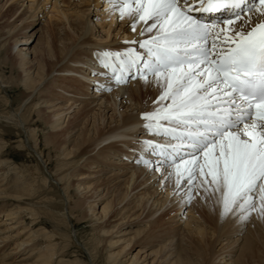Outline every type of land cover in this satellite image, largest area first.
Returning <instances> with one entry per match:
<instances>
[{"label":"bare ground","instance_id":"obj_1","mask_svg":"<svg viewBox=\"0 0 264 264\" xmlns=\"http://www.w3.org/2000/svg\"><path fill=\"white\" fill-rule=\"evenodd\" d=\"M0 19L12 23L9 33L22 28L20 32L23 36L14 40L10 48L16 58V67L22 74L20 82L28 93V99L38 95L36 106L51 114L46 125L52 133L61 132L64 135V142L58 145L61 154L55 155L57 182L65 185V181L68 186L70 177L66 170L69 167L73 170L78 165L79 168H86V173L79 169L72 173L76 175L72 187L77 190L78 198L89 201L87 211L93 213L104 203L98 217L106 218L109 224L101 227L99 234L111 237L110 247L126 244L118 254L124 253L125 248L131 245L130 234L134 237L138 235L135 230L124 228L129 216L126 211L130 209L140 211L136 221L148 224L151 233L158 237L160 248H166L162 258H157V252L149 256L144 254L147 246L139 247L132 255L131 251L136 247L133 245L120 261L108 257L106 264L202 263L204 255H198L193 259L195 262L183 255L186 249L203 245L206 241L204 217L200 209L192 204V200H202V197L208 201V209L217 210L219 219H225L224 224L214 219L220 229L213 239L215 248H218L215 253L219 254L218 260H214L217 257L212 260L214 264H260L261 261L253 256L255 242L249 236L252 222L245 218L248 212L239 207L224 212L222 198L212 190L213 186L210 192L202 190L203 180L198 167L190 200L187 183L181 180L183 187L177 188L175 166H161L158 171L154 170L161 160L149 154V147L154 140L163 141L160 139L163 127H170L166 121H159L158 124L153 121L151 128L146 129V121L141 118L143 113L153 112L157 107L153 101L162 89L156 79L148 77L149 84L143 79L129 81L122 86L112 84L111 71L114 68L110 63L118 62L121 67L129 54L139 58L143 52L139 42L148 41L156 34L157 29L151 32L145 30L141 34V30L149 27L152 21L147 24L137 21L133 30L131 16L126 13L120 18L119 11L106 0H0ZM257 20L264 21V16L254 11L233 20L230 25L215 26L211 29V41L215 47L221 48L228 43L225 37L232 36L233 30L243 25L240 30L247 31ZM28 29L32 30L28 32ZM34 41L39 48L29 51ZM163 82L161 77L160 84ZM1 88L5 86L0 80ZM167 103L160 101V104ZM40 110L37 111L39 115ZM15 117V114L2 115L0 121L21 127L29 135L36 134L28 130L26 121ZM158 128L160 134H154ZM65 144L71 146L68 152ZM36 154L45 167V161L40 154ZM200 161L203 162L202 156ZM10 167V163L5 165L0 160V217L1 211L5 212L0 220V264H58L59 260H54L56 252L55 244L51 243L52 236L38 230L43 241L35 240L39 234L35 235L32 228L28 229L21 216L22 211L38 212L33 206H22L31 195L36 180L28 174V168L23 172L24 166L19 172L13 167L11 170L15 176L8 177L6 170ZM64 167H67L66 170ZM183 167L181 165V171ZM63 195L66 208L56 215L69 220L71 208L68 207L67 196ZM134 199L136 201L132 203L130 200ZM256 203L258 206V200ZM171 208L175 209L171 223L177 232L164 237L167 223L161 224V218L155 221L151 218ZM76 209L82 213V204L78 203ZM80 213L79 219L82 220L84 217ZM242 216L243 220L237 222ZM31 219L34 221L33 216ZM229 223L232 227L230 231L225 227ZM243 236L248 237L247 241L244 242ZM16 239L20 242L7 251L6 243ZM188 241L186 248L183 247L182 242ZM241 242L243 245L238 248ZM237 252V258L232 260Z\"/></svg>","mask_w":264,"mask_h":264},{"label":"snow or ice","instance_id":"obj_2","mask_svg":"<svg viewBox=\"0 0 264 264\" xmlns=\"http://www.w3.org/2000/svg\"><path fill=\"white\" fill-rule=\"evenodd\" d=\"M106 2L115 6L120 18L126 13L131 16L133 30L137 21H152L141 34L157 29L148 41L139 42L146 48V57L129 54L121 65L129 70L135 66L136 78L149 84L151 76L161 86V94L153 101L157 107L142 114L145 128L150 129L153 121H166L170 127H163V133L184 146L163 148L164 160L154 170L175 166L177 188L183 187L181 180L187 183L190 200L198 167L204 184L210 183L220 194L224 212L235 207L250 212L257 200L264 207V22L257 20L247 31L240 30L241 25L225 37L229 46L222 54L210 55L199 46L210 25L190 14L195 6L206 12L227 8L232 16L224 23L230 25L245 13L259 11L264 16V0L250 5L248 0ZM113 77L117 84L127 83L123 72L119 77L114 72ZM154 134H160L159 128Z\"/></svg>","mask_w":264,"mask_h":264},{"label":"rangeland","instance_id":"obj_3","mask_svg":"<svg viewBox=\"0 0 264 264\" xmlns=\"http://www.w3.org/2000/svg\"><path fill=\"white\" fill-rule=\"evenodd\" d=\"M11 24L7 22L6 19H0V80L5 86V88L0 89V116H9L15 114V118L20 117L24 122L26 121L28 124H25L28 126V130H32L33 132H36V134L32 133L29 135L21 127H15L9 122L6 123L4 121H0V160H3L5 165L7 163L11 164V167L8 171L5 169L8 177L10 176L14 178L15 175L13 170H11L13 167L19 172L24 166L25 168L23 169V172H25V169L28 168V174L33 176L34 180H36V182L34 181V186H32L31 195L25 200V204H22L23 207L27 206L28 208L33 206L32 208L38 211L33 213H30L29 211H22L21 216L23 217L22 219L24 220L27 228H32L33 232H35V235L39 234L37 239H35L39 242L43 241L40 233H38L40 230H43L46 235L52 236L50 239L51 243L55 244L56 252L54 260H59L58 264H106V259H108V257H111L116 261H120L125 252H128L133 245L136 247L131 251L132 255L138 251L139 247L147 246L144 249V254L149 256L150 253L157 252V258L163 256L162 254L166 248H160L161 245H159L158 237L155 236L154 232L151 233V230L148 228V224H143L139 221H136V217L140 211L134 209L126 211V214L128 213L129 216L126 218L128 223H125L124 228L135 230L138 235L134 237L133 234H130V236H128V238L132 237L131 241L129 242L131 245L125 248L124 253L118 254V252H120L126 244H122L119 247H110V243L113 241L109 240L111 237H105L99 234V229L104 226L107 227L106 225L109 224L106 218L98 217V214L100 213L101 207L104 203H102L99 208L95 209V213H91L87 211V203L89 202L85 201L87 198H78L76 196L78 193L77 190L75 191V189L72 187L75 184L76 179V175H72V173L76 171V169L86 173V168H79L80 165H78V167L73 170L71 167L66 170L65 168L67 167H64L66 170V172H64L68 173V176L70 177L68 180V186H66L65 181V185L57 182L59 177L58 173L55 172V170H57V168H55L57 167L55 163V155L61 154L59 153L61 151L58 150V145H61L62 142H64V135L61 132L52 133V131L46 125L51 114L48 112H43V110L39 109V106H36L38 104V95H34V97L32 96L28 99V93L20 82L22 80V74L16 67V58L10 52L13 41L19 40L20 37L23 36L20 32L22 28H18V30H13L11 33H9ZM31 30L32 29H28V32ZM36 43L34 41L31 46H29V51H33L34 48H39ZM25 100L26 102L23 104ZM35 102L37 103L34 104ZM38 110L41 111L40 115L37 113ZM70 147L71 146L65 144V150L67 152L69 151ZM34 151L40 154L42 159L45 161V167ZM1 166L5 168L3 164ZM207 179L210 181V177H207ZM201 180H203V182L201 181L203 184V191L204 188H208V191L212 189L210 183L204 184V178ZM63 194L67 196L69 200L68 207L69 209L71 208L69 211V220H63L56 215L57 212H60L62 209L64 210L66 208V202L64 199L65 196ZM206 194H208V192L204 193V197H206ZM130 201L134 203L136 199ZM78 203L82 204V213H80L81 211L77 212L76 205ZM188 204H190V202H188ZM192 204L197 209H200V214L202 217H204L203 230L207 234V237L203 245L194 246L190 250L186 249L183 255H186L191 262H195L193 259H196L198 255H204L202 256L203 260L200 264H214L215 262L212 260L216 257L217 258L214 260H218L219 254L215 253V250L218 248H215L213 239L216 232L220 230L217 224L214 222V219L220 221L221 224H224L225 219H219L217 210L213 211L208 209V201L203 197L202 200H192ZM111 205L113 206L114 203ZM174 212L175 209L173 208L169 210L165 209L158 212L151 218V221L161 218V224L167 223L165 224L166 227L164 226V237L175 235L177 232L176 228H174L171 223ZM79 213L81 214L80 216H83L85 219H79ZM184 213H186V211ZM3 214H5V212L2 210L0 220L4 216ZM246 214L247 215H245V218L248 219L249 222H252L249 236L252 238L253 242H255L253 256L256 260L258 259L261 261L260 264H264V207H261L260 202L258 201V206ZM32 216L35 222L32 221ZM94 217H97L98 220L100 218V220L98 221L96 218L95 220ZM143 217L144 216H142V218ZM242 220L243 219L241 218L237 222H241ZM227 226H225L226 229L228 230L229 228L230 231V229H232V227H229L231 226L230 223L227 224ZM247 239L248 237L245 236L244 242L245 240L247 241ZM189 241L187 243L182 242L183 247L186 248V245L189 244ZM19 242L20 239H16L6 243V250L8 251L10 247ZM221 244L222 243H220V245ZM242 245L243 242H241L238 248H241ZM111 253H114V256H110ZM238 253L239 252L235 253V255L232 257V260L237 258Z\"/></svg>","mask_w":264,"mask_h":264}]
</instances>
